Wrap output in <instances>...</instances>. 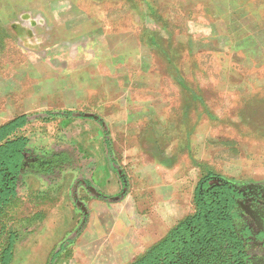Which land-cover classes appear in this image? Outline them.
<instances>
[{
  "label": "rangeland",
  "instance_id": "rangeland-1",
  "mask_svg": "<svg viewBox=\"0 0 264 264\" xmlns=\"http://www.w3.org/2000/svg\"><path fill=\"white\" fill-rule=\"evenodd\" d=\"M84 9L96 10L105 33L115 20L130 24L125 10L146 11L150 41L162 43L158 50L143 47L142 52L150 73L160 79L151 88L163 92L165 105L175 110L159 115L158 122L156 115H145L147 123L139 125L135 119L126 124L124 114L109 113L106 107L98 115L107 129L111 125L115 165L129 181L132 162L123 152L134 139L142 149L161 138H176V155L185 171L199 172V166L229 177L235 174L231 165L241 162L247 174L264 173V163L254 159L258 151L264 153V59L254 58L251 50L254 38L264 44L263 30L257 33L264 28V0H101L96 7L85 1ZM15 115H0V122ZM29 116L21 131L30 142L28 153L59 158L40 163L37 173H30L36 162H27L18 202L5 210L8 229L18 235L12 264H89L73 253L95 196L83 177L93 162L78 160L77 149L91 157L98 147L95 125L78 118L65 126L67 119L44 122L40 113ZM68 240L73 243L65 244ZM61 244L63 251L52 260Z\"/></svg>",
  "mask_w": 264,
  "mask_h": 264
},
{
  "label": "crops",
  "instance_id": "crops-1",
  "mask_svg": "<svg viewBox=\"0 0 264 264\" xmlns=\"http://www.w3.org/2000/svg\"><path fill=\"white\" fill-rule=\"evenodd\" d=\"M85 1L96 7L101 0H0V115L16 113L0 125L20 115H27L30 122L29 114L33 113L42 118L71 113L69 118L51 117L49 121L67 119L65 126H71L79 118L95 125L97 149L89 158L77 149L78 160L93 162L91 172L83 177L89 179L88 187L96 197L90 203L91 218L76 236L80 235L73 253L89 264H129L193 213L194 191L204 177H219L238 185H264V173L247 174L241 162L231 165L235 174L229 177L199 166V172L185 171L176 155V138H161L142 149L134 139L123 152L132 162L129 181L115 165L111 125L107 129L98 115L100 108L106 107L109 113L124 114L126 124L135 119L139 125L147 123L144 117L149 114L156 115L158 122L159 115L175 110L165 105L163 92L151 88L154 84L158 87L160 79L150 73L147 55L142 52L143 47L158 50L162 43L150 41L146 11L125 10L130 24L120 25L115 20L108 27L112 31L105 33L108 31L104 32L98 17L95 19L96 10L85 11ZM133 14L139 22L133 21ZM257 29V33L264 32V28ZM258 42L252 40V55L264 59V52H260L264 44ZM103 130L108 133L107 147ZM28 152L20 185L23 174L29 173L27 162L50 163L59 158ZM263 154L262 150L255 154L256 164L264 163ZM39 166L34 165L30 173L39 172ZM68 242L65 244L73 243Z\"/></svg>",
  "mask_w": 264,
  "mask_h": 264
},
{
  "label": "trees",
  "instance_id": "trees-1",
  "mask_svg": "<svg viewBox=\"0 0 264 264\" xmlns=\"http://www.w3.org/2000/svg\"><path fill=\"white\" fill-rule=\"evenodd\" d=\"M71 113L47 114L71 117ZM29 123L27 115L16 116L0 125V264H12L18 235L6 224L5 210L16 204L22 164L29 140L21 131ZM108 146V133L102 131ZM234 187L219 177H204L197 184L194 211L178 222L165 237L129 264H245L249 230H238L239 216ZM70 243V242H68ZM64 249L61 244L58 253Z\"/></svg>",
  "mask_w": 264,
  "mask_h": 264
},
{
  "label": "flooded vegetation",
  "instance_id": "flooded-vegetation-1",
  "mask_svg": "<svg viewBox=\"0 0 264 264\" xmlns=\"http://www.w3.org/2000/svg\"><path fill=\"white\" fill-rule=\"evenodd\" d=\"M231 185L239 216L236 226L238 230L248 229L250 232L245 264H264V185Z\"/></svg>",
  "mask_w": 264,
  "mask_h": 264
}]
</instances>
